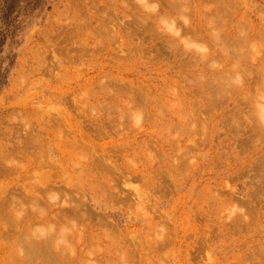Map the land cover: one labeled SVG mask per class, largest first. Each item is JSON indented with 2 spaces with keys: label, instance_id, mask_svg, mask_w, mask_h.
<instances>
[{
  "label": "rangeland",
  "instance_id": "obj_1",
  "mask_svg": "<svg viewBox=\"0 0 264 264\" xmlns=\"http://www.w3.org/2000/svg\"><path fill=\"white\" fill-rule=\"evenodd\" d=\"M13 159L0 205L95 162L109 227L27 226L0 236V264H264V0H0Z\"/></svg>",
  "mask_w": 264,
  "mask_h": 264
},
{
  "label": "bare ground",
  "instance_id": "obj_2",
  "mask_svg": "<svg viewBox=\"0 0 264 264\" xmlns=\"http://www.w3.org/2000/svg\"><path fill=\"white\" fill-rule=\"evenodd\" d=\"M29 137H28L29 140L27 141L29 145H31L33 147H35L34 145H38L39 147L41 146L40 145L41 140L34 138V137L33 138H31V137L29 138ZM38 146H36V147H38ZM55 148L56 147H53L54 152H56ZM19 153L26 154L27 150H21ZM17 154H18V152L16 150H14L13 155L16 156ZM36 155H39V154H36ZM60 162H62L63 166H66L67 162L64 159H61ZM83 164L85 167H83L82 169H79V170H81V173H80V176L78 177L77 181H73V180L68 181V180H62L61 179V180H54V181L50 180L48 182H45L43 180H39L38 182L35 183V184H37L36 186H34L28 190V192H27L28 195L26 196V198L24 200L12 199V201L10 203L2 202L0 205V236L5 237V238L8 237L9 239H11L12 236L10 238L9 235H13L14 238L16 237L15 238V240H16V239H19L22 237L21 235L23 234L22 231L24 230V228H29L27 226H32L34 224L36 225V223L38 224V223L50 221L53 223L55 222V224L59 227L62 226L64 222L72 223L71 226L73 228H76V230L78 231L77 233H74V235H73L74 238H76V236H78L79 238H83L82 236H83L84 231L88 232V231L92 230V233H90V237L93 238L94 237V231L91 227V224H93V222H96L95 226L98 228V226L100 227L101 224L103 223V218L100 217L96 213V210L92 208L93 206H91L88 203V200H90L89 195L93 196L92 199L94 200V203L95 202L101 203V200H99V196H100L99 192H97L96 189L98 188V186H100L99 187L100 189L102 188L104 183H102L101 181L103 179H105L106 177L100 173H94V174L92 173L95 166H96L95 162L90 163V161H89V162L83 163ZM23 167H24V165H21L15 159H13L12 162H8L7 160H5L4 163L0 162V173H12L14 171H17L19 168H23ZM67 167L68 168L76 167V164H70V166H67ZM50 182H53V185H49L48 183H50ZM58 183H63L64 187H66V188H61V187L57 188L54 184H58ZM107 188H109V187H107ZM46 189L47 190L48 189H57L58 193L54 194V195H60L59 200L62 201V204L60 205V207L56 208L55 211H57V212L54 215V217L45 216V215L41 214V207L42 206H40V205L44 204L43 202H44V198H45L44 196H45V190ZM69 189H76L79 193L74 195V193L71 192ZM53 198H55V197H52V199ZM57 200H58V197H57ZM48 201L52 202L51 197H48ZM26 202H29L30 205L27 204ZM54 205L56 206V204H54ZM50 207L52 208V205ZM104 221H106V220H104ZM89 226H90V228H89ZM103 227L104 228L109 227L107 221L103 223ZM53 229H55V228H53ZM25 234H26V232L24 233V235ZM36 234L37 233H35L34 235H36ZM26 236H29V234H26ZM37 237H39V236H37ZM28 238H30V237H28ZM41 238H42V236H41ZM31 239H33V238H30V241H31ZM44 240L45 239H43L42 241H34V243H36L35 246L37 244L39 246H42L43 244L48 242V241H46V240L44 241ZM47 240H49L48 237H47ZM30 243H29V245H30ZM32 243H31V245L34 246V244H32ZM3 244H5V242H3ZM48 245H50V244H48ZM0 249L3 253L6 251V249L4 247H1ZM41 252H42V250H41ZM37 253H38V251H37ZM21 257H22L21 255H18L19 259ZM22 258H24V257H22Z\"/></svg>",
  "mask_w": 264,
  "mask_h": 264
}]
</instances>
